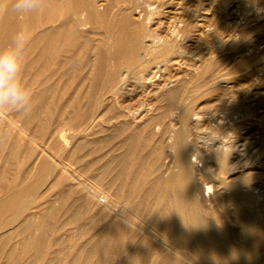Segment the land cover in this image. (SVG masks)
<instances>
[{"label":"rangeland","instance_id":"obj_1","mask_svg":"<svg viewBox=\"0 0 264 264\" xmlns=\"http://www.w3.org/2000/svg\"><path fill=\"white\" fill-rule=\"evenodd\" d=\"M99 1L98 8L102 13L95 18H89L88 21H85L83 24L77 25L78 27L75 26V31L77 30L79 32L76 31L70 35L66 34L69 28L68 26H70L69 23H65V25L60 23L58 25V20L55 22L52 20L55 17L62 18L64 14L63 11L67 9L74 10L78 17H84L87 11L84 9L87 8V0H43V7L39 12L23 15L15 13V18L12 17L15 19L13 21L10 18L13 15H9L11 11L7 10L10 7L11 0H0V7L5 9L4 11H0V51L5 50L10 45L13 38L20 30L24 29L27 31L29 39L23 54L20 79L31 94V107L37 104L34 108L30 107L31 111L21 112L22 114L18 111L4 110L7 116L16 119L17 125L24 126L27 133H34L32 135H35L34 139L37 145L31 143V141L27 140L25 137L20 138L17 136V133L13 128H10L5 120L0 122V174H4V177L0 175V182L4 179L3 184L2 182L0 183V197L9 191L20 190V195L12 205L0 211V235L5 233L3 238L0 236V250L2 251L6 250L8 247H13L16 253L21 252V241L26 234L25 232H17L18 225L21 222H26V220L30 223L37 222V216L44 206L48 204L56 206L58 204L56 203L57 201L54 200V194H56V191L60 192L68 188L69 186L67 185H71L72 181L58 175V173L60 174V170L57 162L65 161L66 159L63 158L68 156L67 160H70V162L68 161L70 163L69 169L73 171L77 168L76 164L73 163L74 160L71 159L73 156H69L71 147L75 149L73 155L82 156L80 161L83 163L80 162L81 165L91 163L90 167H85L86 171L83 172V170H85L84 167V169H80V171L83 172H80L82 174L80 175L81 179H84L87 175L96 174V172H98L96 169H98L102 162L108 159L110 160L111 156V160L112 158L114 159L120 156L126 157L124 158L127 159L124 161L127 164L125 166H128L126 169H129V166L132 165V163L130 164L129 162H134L131 168L136 177L137 194L133 196V211L138 218L136 217L133 220L137 225H144L145 227H157V225L160 224L161 230L164 231L165 225L163 224H165V222L158 219V215H160L161 211L166 212V209L168 211V207L170 206H167L168 200L165 198L167 196L164 192H162V196H164L163 194H165V196L161 198V192H159V190L161 191L162 188L159 187L161 186L162 179L165 180L164 177L167 176V173L173 165V150L170 148L169 142L172 141L175 132L183 128L184 131H182L185 133L186 138L184 145H187L186 147L189 145L190 148L188 147L187 149H189L192 154L190 155L189 152L191 156L190 159L197 163L194 164H196V166L198 165V168L202 170L201 172L203 174H201L202 176L197 175V182L200 183L197 184L199 189L197 198L199 202V214L203 217L202 219L205 220V224L211 227V229H216L219 233L223 232L228 240L232 236V241H229L232 245L234 243L236 247L239 245L238 247L242 248L249 242L248 245H251V247L254 242V245H259L258 242L264 240V234L259 232L255 233L256 231H254L253 227L256 225L255 222L264 221V204L263 202H255L256 198L258 200L256 192H264V0ZM140 5L142 8L146 9H142ZM115 6L117 9H115ZM123 7L124 9H120ZM126 10L127 12L129 11L128 14ZM105 13L108 16H106ZM118 14L121 18L124 14V18H129V20L133 19L137 22V25H140H138L139 27L149 28L155 35H158L163 40L171 39V41L173 40L175 43L174 53L170 51L166 54H155L154 56L152 54V56L149 55V58L147 55L144 58H148L147 60H149L145 62L149 64L145 67L147 68L145 72H148V70L151 71L148 77L153 83L148 81V77L138 82L139 72L141 71L140 65H138L139 62L135 58V61L132 63H138H136V65L133 64V66L130 63L132 67L130 70L132 72L130 71L131 74L130 72L127 74L125 85L128 86L126 88L129 90L127 89L121 102L119 100L121 107H117L118 105L113 101L112 92L111 95L110 90H106L109 88L106 86L104 80L105 77H107L104 73H109L110 68L112 69L111 71L114 69L117 70V68H115L116 62L113 60H111L113 61L111 63H107V61L104 62V60H106L105 50L108 48V45L106 46V44H108V41L106 42L108 33L104 31L111 16L112 21L116 22L120 19ZM138 14L141 15H139L141 18L138 17ZM8 15L9 17H7ZM136 15L137 18L135 20ZM146 16H148V18H146ZM73 17L74 16L71 18ZM8 18L11 21L7 22L9 20ZM14 21H16L15 24H13ZM68 21H70V19ZM97 21H99L98 24ZM103 21L107 22L104 24ZM94 24H96V26H94ZM11 25L15 26L12 27ZM63 25L65 26L64 28ZM55 27L56 29L59 28L56 30L59 31V33H54L53 37L59 35V39H57L58 37H55V40L53 37L52 39L50 36H43L36 42L35 39H37L39 33L44 32L43 30L45 29L50 30V28L55 30ZM85 29H88L89 32L85 31ZM60 31L62 33H60ZM8 34H10L11 37ZM65 34L68 35L67 38H65ZM5 35L8 36L4 37ZM45 38L47 40L50 39L48 41L51 43L54 40L53 44L50 43L48 46L49 42ZM68 38H72L71 41H68ZM62 39L66 41L63 42ZM33 40H35L36 44L32 42ZM146 40H148L147 37ZM101 41L104 42L102 43ZM45 43L49 51L50 49L52 50L50 51L51 53L48 50L46 51L48 48L45 45L43 46ZM40 45L42 48L38 49L37 47ZM93 47L96 49H93ZM86 49L87 51L90 50L87 52ZM177 51L179 54L177 53L176 55ZM41 52H43L42 54L44 55H42ZM102 52H104V54ZM37 53L38 55H42L39 56L40 59ZM95 53L96 57L94 56ZM99 53L101 56H105L103 57L105 59L98 55ZM140 53L141 51L139 49L138 55ZM45 54L46 56L51 54L50 56L52 57H46ZM160 55L162 56L160 57ZM43 57L46 58L44 59ZM88 57L91 59L89 58V60ZM43 59L44 62L47 59L46 64L41 62ZM69 59L71 63L68 62ZM101 60H103V65L107 66V64H109L108 67L110 68L107 67V71H105L106 67H103ZM92 62H95V65L92 64ZM97 63H101V70L104 69L105 71H101L104 75L102 73L99 74V77L101 76L102 79L97 78L100 82L95 78L98 75V73H95L98 72L96 69ZM48 64L51 66H48ZM52 66L54 68H52ZM74 66L77 69L74 68ZM119 67L124 68L122 64H119L118 68ZM70 70L72 71L70 72ZM153 70L154 74L152 72ZM68 71L71 75L73 74L72 77ZM92 72L93 75L90 76ZM61 74L62 77H59ZM136 74L138 75L136 76ZM78 77H80V79ZM136 77L138 79H136ZM143 82V86H140ZM89 83L91 84L90 86L95 83L98 88L95 87L96 85L94 84L95 86L93 85V87L95 91H93L94 89L93 87H89ZM129 83H132L134 86ZM145 84L147 87H145ZM103 85L105 86L103 87ZM172 88L175 90H172ZM83 89L88 91L86 92ZM172 91L176 92L172 93ZM85 92L86 94L88 93L89 97L86 96ZM91 93L92 95L94 94V97ZM167 93H170V95ZM37 94L39 95L37 96ZM98 94H100V97ZM80 96H84L87 101H85L84 97L81 98ZM95 97L97 99H95ZM80 98L82 99L81 101ZM110 99L111 101H109ZM69 100L71 101L68 102ZM74 101L75 103L79 102L77 103L78 105H76ZM67 103L68 105L66 106ZM113 103L116 104V108L112 106L114 110L110 109L111 106H109L114 105ZM99 104L102 105L98 106ZM39 105L40 107H37ZM122 108L125 110L124 112ZM184 108L185 111L188 110L185 112ZM120 110L122 111V115L119 114L120 116L118 117V112H121ZM183 112L186 114H182ZM190 113H192V115ZM33 114L35 115L33 116ZM16 115L19 116L16 117ZM29 115H32L33 118L31 119L32 116L30 117ZM185 115L186 117H183ZM24 116H27L28 121L30 118V121L28 122ZM51 129L52 131L61 130L57 132H61L60 134L66 137L65 140L68 143V147L71 145L69 147L70 150L68 149L69 151H61L58 146L57 137L54 138L57 132H52ZM50 132H52L54 136ZM49 133L52 136H50ZM72 133L73 135H77L78 133L77 136L75 135L76 138L78 137V142L76 138L72 139L68 136V134L72 135ZM73 141L77 143L75 144ZM79 146L80 148L82 146L81 151ZM165 147L167 148L164 149ZM223 147L226 150H224ZM161 149H164V152ZM76 151H79L77 152L78 154ZM7 152L9 154H7ZM61 152L63 153L61 154ZM160 154L163 155V157H161ZM158 155L160 156L159 158H157ZM165 155L166 158L164 157ZM101 157L104 158L102 159ZM169 160L171 163H169ZM90 161H93V163ZM51 162H53V164H51ZM41 163L44 165H41ZM49 163L52 166H50ZM153 164H156V166ZM149 166L153 167L149 168ZM45 167L46 169L47 167L48 169L51 168L49 169L50 171L46 170ZM55 167V171L57 170V172L52 175ZM92 167L94 170H92ZM149 169L150 171H148ZM2 171L5 172L3 173ZM45 176H47V179ZM45 180L48 182H44ZM59 180H62V182ZM137 180L139 181L137 182ZM67 181L70 182V184ZM55 183L57 184L55 185ZM233 184L234 187L235 185L236 188L238 187L237 189L239 191L242 193L244 192L243 194H245L246 200L244 199L245 201L243 200V203V198L237 199L240 201H235V203L234 199H230L233 197L229 189L232 190ZM138 185L140 189L137 188ZM224 185L232 186L231 188L227 186V188H229L227 189ZM137 189H139V191ZM245 191L247 194L251 193L252 196L250 197V195H247ZM253 195H255V197ZM124 198H126L124 195L119 194V200L121 199L123 201L125 200ZM156 198L159 200H156ZM248 199L255 200L251 203ZM158 201L159 203H157ZM160 201L161 204L163 203L162 205ZM230 201L234 205L231 204ZM236 202L239 207L242 206V208L240 207L241 209L235 206ZM137 204L139 207L136 206ZM233 207L237 210L239 209L237 212L242 211L241 213L244 215V218H246L244 219L245 221H242V224L247 222V225L243 224V226L240 224L241 222H239L237 216H235V214H237L235 213L236 209L234 210ZM250 208H253V211L252 209L250 210ZM259 214H262L263 217L260 216L262 217L260 218ZM233 216L234 220H232ZM251 216L252 219H250ZM235 217L237 219H235ZM256 218L259 221H257ZM11 220H13V222L10 225ZM150 222H154L153 225ZM253 223L254 226L252 227ZM58 224V220L51 218L49 225L45 227L44 233L46 235L44 234V244L47 246L43 248L42 254L46 255L45 257H49L54 255L56 251L61 250V254L66 255V258L61 260L58 264H82L81 262L72 261L70 257L78 250L81 244L90 237V234H92L90 233L92 230L88 229L90 225H87V230L85 228L87 231L85 234L84 229L83 231H80V228L73 230L72 228L74 227L72 224H65L59 232H56L54 228L58 226ZM247 228H250L248 230L250 233L245 232ZM34 231L35 230L32 232L34 234L33 236H38V234H40V231L36 230L39 233ZM245 236L248 237L246 238ZM54 238L58 241L55 242ZM248 238L251 239L249 240ZM246 240L249 242L246 243ZM114 244L115 245H113V242L110 243L106 248V252L94 255L91 258L92 262H99L100 264L178 263L176 259L169 254L166 255L171 259L165 255L154 257L150 245L146 241H142L141 238L132 231L126 233L121 245ZM262 245L259 246L260 249L255 251L256 254L253 253L250 255L251 258L249 257L246 259L244 262L245 264H249L253 261L254 264H257L256 259L264 255V245ZM189 249V247L188 251L187 248L184 249L187 251V256L192 255ZM163 257L168 260L162 263ZM2 260L3 259H0V262ZM178 261L179 264H181V260ZM214 261L216 263L218 260L215 258ZM56 262L58 261L56 260ZM218 262L216 264H218ZM223 262L224 261H221L219 264H223ZM224 264L229 263L227 261Z\"/></svg>","mask_w":264,"mask_h":264},{"label":"bare ground","instance_id":"obj_2","mask_svg":"<svg viewBox=\"0 0 264 264\" xmlns=\"http://www.w3.org/2000/svg\"><path fill=\"white\" fill-rule=\"evenodd\" d=\"M67 1H70V0H67ZM80 2V1H79ZM98 2H100L99 0H87V8H84L86 9V15L83 17H78L76 12L72 9H67L66 11H63L64 14L62 16V18H58V17H55L52 21H56L58 20L59 23H57L58 25L61 23V24H64L65 23H69L70 26H68L69 28L67 29V33L66 34H73L75 33V26L78 27L77 25L79 24H83L85 21H88L89 18H95L96 16H99L102 12L99 10L98 8ZM70 3V2H69ZM80 4V3H79ZM113 4V3H112ZM148 5V4H147ZM146 5V6H147ZM65 6V5H64ZM128 6V4H127ZM139 6V5H138ZM141 6V5H140ZM67 7V6H66ZM81 7V5H80ZM134 7V6H132ZM144 7V6H143ZM108 8V7H107ZM126 8V6H125ZM131 8V7H130ZM142 8V6H141ZM151 8V7H150ZM80 9V8H79ZM114 9V8H113ZM115 9H117V7L115 6ZM114 9V10H115ZM120 9H124L123 8H120ZM132 9V8H131ZM142 9H146V8H142ZM141 9V10H142ZM119 11V10H118ZM135 11V10H134ZM143 11V10H142ZM112 12V11H110ZM114 12V11H113ZM120 12V11H119ZM129 12V11H128ZM127 10H126V13L128 14ZM107 13V12H106ZM105 13V14H106ZM125 13V12H124ZM139 13V12H138ZM143 13V12H142ZM141 13V14H142ZM110 14V13H108ZM115 14V13H113ZM150 14V12H149ZM147 14V15H149ZM152 14V13H151ZM9 15H13L11 16V20H15L13 19L12 17L15 16V13H10ZM9 15L7 17H9ZM119 15V14H118ZM134 15V14H133ZM140 14H138V17ZM72 16H74L73 18H71ZM103 16V15H102ZM106 16H108L106 14ZM111 16V15H110ZM120 16V15H119ZM70 17V18H69ZM105 17V16H104ZM104 17H103V20H104ZM126 17V16H125ZM134 17V16H133ZM15 18V17H14ZM108 18V17H107ZM112 18V16H111ZM111 18H109V22L107 21H103L104 24L107 22L106 24V29L104 32L108 33V36H107V40L106 42L108 41V44H106V46L108 47L106 50H105V56H101L100 53L98 55H100L102 58L105 57L106 60H104V62L107 61L108 62H116V66L113 71H111L112 69L110 67H108L109 64H107V66L103 65V60H101L102 62V65L103 67H106L105 68V71H107V67L110 68L109 70V73H104L106 74L105 76V82H106V86L109 88V89H106V90H110V94L112 92L113 94V101L118 105L117 107H121V100L122 98L124 97V95L126 94V91L128 88V86H125L126 85V77H127V74H129V72L131 71L130 68L132 69V67L130 66V63L133 64L132 62H134L135 58L137 59V61L139 62H135L134 65H136V63H138V65H140V72H139V81L138 82H141V80H145L148 76H150V72L148 70V72H145L147 71L145 68L147 66L148 63H145L149 60H147L149 58V55L153 56L156 54H166L168 52H172L173 50H175L174 46H175V43L173 42V40L171 41V39H165L163 40L161 37H159L158 35H155L149 28H142L139 27L136 23V21H134L133 19L129 20V18H124V14L121 18L120 16V19L118 21H112ZM137 18V15L135 17V20ZM141 18V17H140ZM146 18H148V16H146ZM9 19V18H8ZM70 19V21H68ZM6 20V19H5ZM10 19L7 21H11ZM107 20V19H105ZM117 20V19H116ZM139 21V20H138ZM16 21H14L13 24H15ZM99 21H97V24H98ZM102 22V20H101ZM134 22V23H133ZM11 23V24H12ZM90 23V22H89ZM92 23V21H91ZM95 23V22H94ZM140 23V22H139ZM17 24V23H16ZM103 24V23H102ZM146 24V23H145ZM9 25V24H8ZM56 25V24H55ZM63 25V28L65 27ZM86 25V24H84ZM83 25V27H84ZM88 25V24H87ZM108 25V26H107ZM142 25V24H141ZM12 27L15 26V25H11ZM61 26V25H60ZM82 26V25H81ZM80 26V27H81ZM94 26H96V24H94ZM105 26V25H104ZM168 26V25H167ZM58 27V26H56ZM56 27L54 28L55 30H52L50 28V30L48 29H45L43 30L44 32H41L38 34L37 36V39L36 42L38 41V39H41L43 36H50L51 38L53 37L54 33H59V31H56L58 29H56ZM62 27V26H61ZM101 29V28H100ZM104 29V27H103ZM178 29V28H177ZM41 30V31H42ZM62 30V29H60ZM81 30V29H80ZM85 31H88V29ZM93 31V30H92ZM79 32V31H77ZM82 32V31H81ZM89 32V31H88ZM87 32V33H88ZM60 33H62L60 31ZM106 33H105V36H106ZM173 33V32H172ZM174 33H175V30H174ZM65 34V35H66ZM10 36V34H8ZM8 35H5L4 37L8 36ZM80 35V34H78ZM174 35V34H173ZM59 36V35H58ZM55 35V37H58ZM68 35L65 36V38H67ZM76 36V35H74ZM11 37V36H10ZM9 37V38H10ZM49 37V38H50ZM53 37V38H55ZM70 37V36H69ZM73 37V35H72ZM77 37V36H76ZM146 37L148 38V40H146ZM173 37V36H172ZM52 38V39H53ZM75 38V37H74ZM106 38V37H104ZM177 38V37H175ZM46 39V38H45ZM59 39V37L57 38ZM69 39V38H68ZM72 38H70L68 41H71ZM35 40H33L32 42H35ZM47 40V39H46ZM45 40V41H46ZM50 40V39H48ZM47 40V41H48ZM56 40V38H55ZM87 40V39H86ZM7 41V40H6ZM11 41V40H10ZM62 41H66V40H63ZM61 41V43H62ZM88 41V40H87ZM35 42V44H36ZM40 42V40H39ZM49 42V41H48ZM54 42V40H53ZM53 42H49L48 46L51 44H53ZM89 42V41H88ZM99 42V41H98ZM102 42V41H101ZM104 42V41H103ZM102 42V43H103ZM42 43V42H41ZM44 43V42H43ZM100 43V42H99ZM40 44V43H38ZM64 44V43H63ZM101 44V43H100ZM105 44V43H104ZM103 44V45H104ZM31 45V44H30ZM46 46V43L43 44V46ZM84 45V44H83ZM89 45V44H88ZM87 45V46H88ZM37 46V45H36ZM53 46V45H52ZM51 46V48H52ZM86 46V44H85ZM92 46V45H91ZM98 46V45H97ZM105 46V47H106ZM34 47V45H33ZM47 47V46H46ZM45 47V48H46ZM96 47V45H95ZM93 47V49L95 48ZM103 47V46H101ZM36 48V47H35ZM38 49L39 48H42L41 45L37 47ZM43 48V49H45ZM48 48V47H47ZM89 48V47H87ZM91 48V47H90ZM104 48V47H103ZM96 49V48H95ZM101 49V48H100ZM141 51V53L138 55V51ZM41 50V49H40ZM39 50V51H40ZM49 51V48L46 49V51ZM82 50V49H81ZM90 50V49H89ZM88 50V51H89ZM99 50V48H98ZM178 50V49H177ZM42 51V50H41ZM50 51H52L50 49ZM49 51V52H50ZM84 52L86 51L83 50ZM87 51V52H88ZM101 51V50H100ZM86 52V53H87ZM96 52V51H95ZM175 51H173L174 53ZM43 52H41L42 54ZM45 53V52H44ZM47 53V52H46ZM51 53V52H50ZM53 53V52H52ZM104 54V52H102ZM178 51L176 52V55H177ZM179 54V53H178ZM38 55V53H37ZM44 55V54H42ZM42 55H38L39 56H42ZM49 55V54H48ZM51 55V54H50ZM45 56L46 57H52V56ZM96 55V53L94 54V56ZM148 55V58L147 59H144L146 56ZM87 56V55H85ZM92 56V55H91ZM93 56V57H94ZM99 56V57H100ZM137 56V57H136ZM150 56V57H151ZM162 55H160L161 57ZM36 57V55H35ZM45 57V58H46ZM71 57V56H70ZM92 57V59H93ZM96 57V56H95ZM44 58V57H43ZM44 58V59H45ZM90 57H88L89 59ZM98 58V57H97ZM103 58V59H105ZM153 58V57H152ZM159 58V57H158ZM40 59V57H39ZM44 59L43 61V64H46V59L45 62H44ZM65 59V58H64ZM67 59V58H66ZM71 59V58H70ZM70 59L68 62H70ZM85 59V58H84ZM87 59V60H88ZM91 59V58H90ZM89 59V60H90ZM101 59V58H100ZM99 59V60H100ZM139 59V60H138ZM154 59V58H153ZM38 60V59H37ZM113 60V61H111ZM146 60V61H145ZM166 60V59H165ZM65 61V60H64ZM63 61V63H65ZM94 61V60H93ZM97 61V60H96ZM95 61V62H96ZM53 62V61H52ZM83 62V61H82ZM95 62L92 64L95 65ZM31 63V62H30ZM49 63V62H48ZM62 63V64H63ZM71 63V62H70ZM99 63V61H98ZM97 63V64H98ZM124 63V64H123ZM152 63V62H151ZM55 64V63H54ZM58 64V62H57ZM56 64V66H57ZM91 64V65H92ZM101 64V63H100ZM98 65L96 66L97 68V71L98 72H95L96 74L98 73L97 77H95L96 79L98 78H101V76L99 77V74L102 73L101 71H104L101 70V65ZM106 64V63H105ZM119 64H122L124 66V68H121L119 66ZM50 64H48L49 66ZM53 65V63H52ZM66 65V63H65ZM80 65V64H79ZM88 65V64H87ZM149 65V64H148ZM51 66V65H50ZM86 66V65H85ZM89 66V65H88ZM111 66V65H110ZM64 67V66H63ZM81 67H82V64H81ZM80 67V68H81ZM156 67V66H154ZM52 68H54L52 66ZM51 68V69H52ZM72 68V67H71ZM74 68H76L74 66ZM83 68H84V65H83ZM114 68V67H113ZM136 68H139V67H136ZM135 68V69H136ZM152 68V67H151ZM56 69V67H55ZM77 69V68H76ZM73 70V69H72ZM70 70V72L72 71ZM75 71V70H74ZM104 71V72H105ZM124 71V72H122ZM55 72V70H54ZM57 72V71H56ZM62 72V71H61ZM60 72V73H61ZM69 72V71H68ZM67 72V74H68ZM69 72V74H70ZM76 72V71H75ZM132 72V71H131ZM130 72V74H131ZM153 74H154V70L152 71ZM53 73V72H52ZM59 73V75H60ZM88 73V72H87ZM66 74V73H64ZM103 74V73H102ZM103 74V75H104ZM126 74V75H125ZM152 74V73H151ZM71 75V74H70ZM73 75V74H72ZM71 75V77H72ZM93 75V72L92 74H90V76ZM95 75V74H94ZM138 74H136L137 76ZM77 76H80V75H77ZM59 77H62V74L61 76ZM86 77V76H85ZM83 77V78H85ZM131 77V76H130ZM80 79V77H78ZM91 78V77H90ZM94 78V77H93ZM94 78V79H95ZM134 78H135V75H134ZM149 78V77H148ZM65 79V78H64ZM68 79V77H67ZM97 79V80H98ZM102 79V78H101ZM136 79H138L136 77ZM83 80V79H81ZM93 80V79H92ZM91 80V82H92ZM128 80V79H127ZM134 80V79H132ZM155 80V79H154ZM153 80V81H154ZM44 81V80H43ZM137 81V80H136ZM149 82H152V80L149 78L148 80ZM147 81V82H148ZM156 81V80H155ZM158 81V80H157ZM82 82V81H81ZM98 82H100L98 80ZM137 82V83H138ZM135 83V82H133ZM153 83V82H152ZM157 83V82H156ZM215 83V82H214ZM95 83H93L94 85ZM97 84V82H96ZM95 84V85H96ZM130 85L132 83H129ZM127 84V85H129ZM144 82L142 84H140V86H143ZM147 84V83H146ZM145 84V87H147ZM89 87H93L90 86L91 84L89 83L88 84ZM94 85V86H95ZM139 85V83H138ZM153 85V84H152ZM214 85V84H213ZM105 85H103L104 87ZM132 86H134L132 84ZM139 86V87H140ZM95 87L98 88V86L96 85ZM102 87V88H103ZM49 88V87H48ZM141 88V87H140ZM93 91H95V88L93 87ZM112 89V91H111ZM84 90V89H83ZM82 90V91H83ZM105 90V89H104ZM129 90V89H128ZM171 90V89H170ZM172 90H175L174 88H172ZM84 91H88V90H84ZM92 92V90H90ZM89 91V92H90ZM204 91V90H203ZM85 92V94H86ZM109 92V91H108ZM176 91H172V93H174ZM94 93V92H92ZM91 93V95H92ZM84 94V92H83ZM109 94V95H110ZM111 94V95H112ZM170 95V93H167ZM195 94V93H194ZM192 94V95H194ZM39 94H37L38 96ZM82 95V94H81ZM99 97H100V94H98ZM97 95V96H98ZM102 95V93H101ZM108 95V96H109ZM130 95V94H129ZM168 95V96H169ZM87 97L88 96V93L86 94ZM94 97V94L92 95ZM90 96V97H92ZM81 97V96H80ZM84 97V96H83ZM81 97V98H83ZM80 98V101L82 100ZM121 98V99H120ZM182 98V97H181ZM36 99V98H35ZM85 99V97H84ZM91 99V98H90ZM95 99H97L95 97ZM103 99V98H102ZM89 100V98H88ZM120 100V102H119ZM182 100V99H181ZM35 101V100H33ZM71 100H69L68 102H70ZM85 101H87L85 99ZM111 101V99L109 100ZM100 102V101H99ZM123 102V101H122ZM186 102V101H185ZM37 103V102H36ZM40 103V102H39ZM75 103V101H74ZM79 103V102H77ZM77 103H75L76 105H78ZM94 103V102H93ZM96 103L98 104L97 100H96ZM102 103V101H101ZM111 103V102H110ZM113 103L114 105H109L111 106L110 109H112L113 107L112 106H115L114 108H116V104ZM242 103V102H241ZM43 104V103H42ZM64 104V103H63ZM72 104V103H71ZM82 104V103H81ZM35 105L37 104H34V107ZM68 105V103L66 104V106ZM102 104H99L98 106H100ZM81 106V105H80ZM184 106V105H183ZM33 106L31 108H34ZM37 107H40L37 106ZM94 107V106H93ZM92 107V108H93ZM97 107V106H95ZM78 108V107H77ZM76 108V109H77ZM80 108V107H79ZM179 108V107H178ZM101 109V108H100ZM119 109V108H118ZM121 109V108H120ZM181 109V108H180ZM92 110V109H91ZM90 110V111H91ZM114 110V109H112ZM110 110V111H112ZM116 110V109H115ZM188 110V109H187ZM186 110V111H187ZM31 111V109H30ZM121 111V110H120ZM122 111L124 112L125 110H123L122 108ZM122 111L121 112H118V117L120 116L119 114L122 115ZM184 111H185V108H184ZM185 111V112H186ZM192 111V109H191ZM77 112V111H76ZM115 112V111H113ZM112 112V113H113ZM117 112V111H116ZM182 112V111H181ZM189 112V111H188ZM21 113V112H20ZM30 113V112H29ZM79 113V112H78ZM92 113V112H91ZM90 113V115H91ZM127 113V112H125ZM22 114V113H21ZM28 114V113H27ZM32 114V113H30ZM116 114V113H115ZM128 114V113H127ZM182 114H186V113H182ZM192 115V113H190ZM189 114V115H190ZM195 114V113H193ZM25 115V114H24ZM35 114H33L34 116ZM75 115V114H74ZM117 115V114H116ZM125 115V114H123ZM15 116V115H14ZM19 116V115H16V117ZM30 116V115H29ZM32 116V115H31ZM30 116V117H31ZM33 116L31 117V119L33 118ZM79 116V115H78ZM113 116V115H112ZM127 116V115H126ZM115 117V116H113ZM154 117V116H153ZM183 117H186L183 116ZM223 117V116H222ZM19 118V117H18ZM24 118L27 119V116H24ZM146 118V117H145ZM161 118V117H160ZM126 119V118H125ZM182 119V118H181ZM6 121L10 128H13L14 131L17 133V136H19L20 138H26L27 140L31 141V143H34L35 144V139H34V136L30 133H27L25 131V127L22 126V125H17L16 124V119L14 117H9L5 114L4 110L0 111V122H3V121ZM150 120V119H149ZM183 120V119H182ZM28 121V119H27ZM29 121H30V118H29ZM28 121V122H29ZM26 122V120H25ZM135 122V121H134ZM221 122V121H219ZM119 123V122H118ZM132 123V122H131ZM101 124V123H100ZM212 125V124H211ZM210 125V126H211ZM115 127V126H113ZM213 127V126H212ZM8 128V127H7ZM54 128V127H53ZM120 128V127H119ZM155 128V127H154ZM50 129V128H49ZM55 129V128H54ZM84 129V128H83ZM116 129V128H115ZM48 130V129H47ZM59 130V129H58ZM57 130V131H58ZM184 131V128L182 129ZM182 130H179L177 132H175L174 134V137L172 139L171 142H169V146L170 148L173 150V155H172V168L169 170V172L167 173V176H165V180L162 179L161 181V186L159 188H162L161 191L159 190V192H161V198L165 196L167 200H168V204L167 206H170L168 207L169 210L167 211L166 209V212H162L160 213V215H158V219H161L165 222V230H161L160 228V224H157L159 225V228H158V225L157 227L155 226H147L145 227L144 225H137L133 219H135L137 217L136 213L133 211L134 209V205H133V196L136 193V177H135V174H133V169L131 168L133 163L134 162H129L130 164L132 163V165H130L129 169H126V167L128 168V166H125L127 165L126 162H124L125 160L127 159H124L126 157H122L120 155V157H116V158H112L111 160V157H110V160H106L104 162H102V164L98 167V172H96V174H90V175H87L84 177V179H81L80 178V175H82L81 173H83L84 171H86V168L90 167L91 166V163H93V161H90L89 163L90 164H82L80 161L82 158V156H79V155H73L74 152H75V149H73L72 147L70 148L71 151H70V155L69 156H73V163L76 164L77 168L73 171H71L69 169V162L70 160H67V157L66 158H63V159H66L65 161H62V162H57L58 163V166H59V170H60V174L58 173V175H60L61 177H63L64 179H69L70 181H72L71 185H67L69 186L68 188L58 192L56 191V194H54V200L57 201L56 203H58L56 206L52 205V204H48L46 206L43 207V209L40 211L39 215L37 216L38 217V221L35 222V223H30V222H21L18 227H17V232L18 233H23L25 232V236L24 238L22 239L21 241V252H17L16 253V250L13 248V247H8L6 248V250H0V259H3L0 264H58L59 262H61V260H63L64 258H66V255H63L61 254L62 252H60L59 250L55 252L54 255L52 256H49V257H45L46 255L42 254L43 253V248H45L47 245H45L44 243V232H45V227H47L49 225V221L51 218H54L56 220L59 221V224L58 226H55L54 230L56 232H59L62 227L65 225V224H72L74 228H72L73 230H77L78 228H80V231L83 229L87 230V225L89 226L88 229H91L92 234H90V237L83 243L81 244V246L78 248V250L76 252H74L70 259L72 261H77V262H81L82 264H100L99 262H92V257L94 255H97V254H102L104 252H106V248L109 246L110 243L113 242V245H115L114 243L118 244V245H121V242L124 241V237L126 236V233L127 232H134L137 236H139L141 238L142 241H146L149 245H150V248H151V251H152V254L154 255V257L156 256H162V255H165L166 257L168 255L166 254H169L170 256H172L174 259H176V261L178 263H175V264H179V261L178 260H181V264H216L218 261H224V263H226L228 261L229 264H245L244 262L246 261V259H248L249 257L251 258L250 255H252L253 253H255V251H257L258 249H260V245H264V240L261 241V242H258L259 245L255 244L254 242V246L252 245H248L250 242L246 240V243L249 242L247 245L245 244L244 247H241L242 248H239L238 246H234V243L232 245V243L230 241H232L231 239L233 238L231 236V238L228 240V238H226V236L222 233H219V231L217 232L216 229L214 230L211 229V227H209L208 225L205 224V220H203L200 216V212H199V205H198V192H199V189H198V186L197 184H200L199 182H197V175H200L202 176V170L200 168H198V165L196 166V162H193L190 158L192 155L191 152L189 151V149H187L189 147H186L187 145H184V142H185V133L182 131ZM52 131V129H51ZM55 130H53L52 132H54ZM55 131V132H57ZM61 131V130H59ZM182 131V132H181ZM48 132V131H47ZM52 132H50L52 134ZM78 132V131H77ZM49 133L50 136H52L51 134ZM61 133V132H60ZM59 132L56 133V136L57 137V142H58V146L60 147L61 151H66L69 149V146L68 147V143L67 141L65 140L66 137L63 136V134L61 135ZM55 134V133H54ZM76 135V134H75ZM75 135H72L68 134V136L72 139L76 138ZM78 135V133H77ZM76 135V136H77ZM210 135V134H209ZM74 136V137H73ZM211 136V135H210ZM111 137V136H110ZM78 138V137H77ZM77 138H76V141H77ZM105 140V139H104ZM192 140V139H191ZM72 141V140H71ZM28 142V141H27ZM74 142V141H73ZM78 142V141H77ZM76 142V143H77ZM114 142V141H113ZM129 142V141H128ZM75 143V142H74ZM75 143V144H76ZM121 144V143H120ZM37 145V143L35 144ZM205 145V144H204ZM39 146V144H38ZM168 146V145H167ZM209 146V145H207ZM43 147V146H42ZM192 147V145H191ZM194 147V146H193ZM200 147V146H199ZM167 147H165L164 149H166ZM190 148V147H189ZM229 148V147H228ZM59 149V151H60ZM69 149V150H70ZM79 149L81 151L82 149V146L80 148L79 146ZM78 149V150H79ZM89 149V148H88ZM164 149L162 150L164 152ZM193 149V148H192ZM224 149V147H223ZM68 150V151H69ZM226 150V149H224ZM231 150V149H229ZM79 152V151H76V153ZM162 152V153H163ZM167 152V151H166ZM165 152V153H166ZM169 152V150H168ZM167 152V153H168ZM189 152H190V155H189ZM223 152H226V151H223ZM60 153V152H59ZM63 152H61L62 154ZM113 153V152H112ZM161 153V152H160ZM170 153V152H169ZM7 154H9L7 152ZM78 154V153H77ZM126 154V153H125ZM124 154V155H125ZM108 155V154H107ZM161 155V154H160ZM167 155V154H166ZM166 155L164 156L166 158ZM58 156V154H57ZM56 156V157H57ZM62 156V155H61ZM105 156V155H103ZM117 156V155H115ZM171 156V155H169ZM168 156V157H169ZM107 157V156H106ZM160 156L158 155L157 158H159ZM161 157H163V155H161ZM61 158V159H62ZM100 158V157H99ZM98 158V159H99ZM102 158V157H101ZM104 158V157H103ZM102 158V159H103ZM97 159V158H96ZM132 159V158H131ZM59 160V159H58ZM156 160V158H155ZM162 160V159H161ZM69 161V162H68ZM101 161V160H100ZM137 161V160H136ZM158 161V159H157ZM95 162V161H94ZM56 163V164H57ZM83 163V162H82ZM98 163V162H97ZM128 163V162H127ZM128 163V164H129ZM137 163V162H136ZM155 163H159V162H155ZM162 163V162H160ZM169 163L170 160H169ZM196 163V164H194ZM50 164V163H49ZM48 164V165H49ZM51 164H53V162H51ZM50 164V166H52ZM163 164V163H162ZM161 164V165H162ZM199 164V163H198ZM5 165V164H4ZM41 165H44L41 163ZM40 165V166H41ZM74 165V164H73ZM137 165V164H135ZM139 165V164H138ZM154 165V164H153ZM160 165V164H159ZM55 166V165H54ZM156 166V164L154 165ZM83 172L80 171V169H84ZM138 167V166H137ZM153 167V166H152ZM149 166V168H152ZM161 167V166H160ZM3 168V167H2ZM1 168V170H2ZM93 168V167H92ZM159 168V167H158ZM46 169V167H45ZM51 169V168H49ZM48 167L46 170H49ZM56 167L54 168V172H52V175L55 174V172H57V170L55 171ZM136 169V168H135ZM155 169V168H154ZM157 169V167H156ZM94 170V168L92 169ZM91 170V171H92ZM95 170V171H96ZM153 170V169H152ZM50 171V170H49ZM90 171V170H89ZM150 171V169L148 170ZM3 173L5 171H2ZM43 172V171H42ZM59 172V171H58ZM81 172V173H80ZM135 172V171H134ZM138 172V171H137ZM136 172V173H137ZM146 172V171H145ZM200 172V173H199ZM1 173V172H0ZM44 174V173H43ZM145 174V173H144ZM148 174V172H147ZM202 174V175H201ZM1 175V174H0ZM46 175V174H45ZM47 175L49 176V174L47 173ZM85 175V173H84ZM138 175V174H137ZM143 175V173H142ZM146 175V174H145ZM144 175V176H145ZM4 177V174L1 175ZM55 176V175H54ZM57 176V175H56ZM43 177V176H42ZM41 177V178H42ZM47 176H45L46 178ZM139 177V175H138ZM205 177V176H204ZM44 178V179H45ZM57 178V177H56ZM142 178V177H141ZM146 178V177H145ZM160 178V177H159ZM158 178V179H159ZM2 179V177H1ZM47 179V178H46ZM143 179V178H142ZM104 180V181H103ZM4 181V179H3ZM3 181L2 184H3ZM60 181V180H59ZM64 181V180H63ZM103 181V182H101ZM139 180H137L138 182ZM222 181V180H221ZM0 182V183H1ZM44 182H48V181H44ZM62 182V180L60 181ZM68 182V181H67ZM70 184V182H68ZM157 183V182H156ZM1 184V186H2ZM47 184V183H46ZM57 183H55L56 185ZM139 184V183H138ZM223 184V182H222ZM226 184V183H225ZM61 185V183H60ZM230 185V183H229ZM227 185V186H229ZM66 186V187H67ZM154 186V185H153ZM159 186V185H158ZM226 186V185H224ZM227 186L225 188H227ZM232 186V185H231ZM231 186H229L231 188ZM156 187V186H154ZM209 187V186H208ZM140 189V186L138 185V187ZM157 188V187H156ZM158 188V189H159ZM234 188V189H233ZM238 188V187H237ZM236 188V185L234 187V184L232 186V190H230L229 188V191L232 192V197L233 198H230L231 200L234 199V203L235 201H240V200H237V199H240V198H243L242 199V203H243V200L245 199L246 200V196L245 194H243L241 191H239L238 189ZM63 189V188H62ZM139 189H137L139 191ZM209 189V188H208ZM210 190V189H209ZM38 191V190H37ZM206 191V190H205ZM228 191V192H229ZM58 192V193H57ZM158 192V193H159ZM162 192H164L165 194H163L164 196H162ZM207 192V191H206ZM4 193V192H3ZM246 193V191H245ZM258 191L256 192V195L258 196V200L256 198L255 202L258 201L260 203L263 202L264 204V195L263 193H258ZM119 194L121 195H124L126 198H124L125 200H119L118 199V196ZM209 194V193H208ZM247 194V193H246ZM262 194V195H261ZM20 195V190H12V191H9L8 193H5L4 195H2V197H0V211H3L4 208H7L9 206L12 205V203L18 198V196ZM229 195V197H230ZM247 195H250V197L252 196L251 193L247 194ZM255 197V195H253ZM121 197V196H120ZM30 198V197H29ZM159 198H160V194H159ZM160 198V200H161ZM136 199V198H135ZM229 199V200H230ZM26 200V199H25ZM24 200V201H25ZM31 200V199H30ZM29 200V201H30ZM138 200V199H137ZM136 200V201H137ZM156 200H159L156 198ZM244 200V201H245ZM249 200V199H248ZM247 200V201H248ZM254 200H249L251 203L252 201ZM261 200V201H260ZM163 201V200H162ZM18 202V201H17ZM164 202V201H163ZM233 202V201H232ZM20 203V202H19ZM137 203V202H136ZM156 203V202H155ZM159 203V201L157 202ZM231 203V201H230ZM240 203V202H239ZM250 203V204H251ZM259 203V204H260ZM160 204H161V201H160ZM163 204V203H162ZM161 204V205H162ZM233 204V203H231ZM245 204V203H244ZM159 205V204H157ZM166 205V204H164ZM234 205V204H233ZM241 205V204H239ZM247 205V204H246ZM254 205V204H253ZM252 205V207H253ZM138 206V204L136 205ZM235 206L237 207V202L235 204ZM249 206V204H248ZM256 206V205H255ZM259 206V205H258ZM139 207V206H138ZM137 207V208H138ZM242 208V206H240ZM238 206V208H240ZM246 207V206H245ZM250 207V206H249ZM248 207V208H249ZM234 210L236 209L235 207H233ZM240 208V209H241ZM247 208V207H246ZM256 208V207H255ZM252 209L253 211V208H250V210ZM263 209V207H262ZM137 210V209H136ZM233 210V209H232ZM233 210V211H234ZM239 210V209H238ZM236 209V212L237 214H235V216H237L238 218V221L241 222L240 224H242V221H245L244 219V215ZM260 210V209H259ZM232 211V212H233ZM258 211V210H257ZM245 212V211H243ZM248 212V211H247ZM246 212V213H247ZM262 212V210H261ZM259 212V213H261ZM264 212V211H263ZM21 213V212H20ZM251 213V212H250ZM254 213H258V212H254ZM139 215V214H138ZM252 215V214H251ZM14 216V215H13ZM248 216V215H247ZM262 216V214L260 215L259 214V217ZM16 217V216H15ZM14 217V218H15ZM33 217V216H32ZM36 217V218H37ZM153 217V216H151ZM155 217V216H154ZM263 217V216H262ZM260 217V218H262ZM13 218V217H12ZM11 218V219H12ZM61 218V219H60ZM138 218V217H137ZM235 217V219H237ZM258 218V216H257ZM256 218V220H257ZM259 218V219H260ZM63 219V220H62ZM151 219V218H150ZM252 219V216L251 218ZM16 220V219H15ZM14 220V222H15ZM153 220V219H152ZM232 220H234V216L232 218ZM248 220V219H247ZM264 220V219H263ZM29 221V219H28ZM141 221V220H140ZM157 221V220H156ZM249 221V220H248ZM251 221V220H250ZM259 221V220H257ZM13 220H11L10 222V225L12 224ZM252 222V221H251ZM151 223V222H150ZM154 223V222H153ZM153 223H151L153 225ZM207 223V222H206ZM238 223V222H237ZM247 222H245L244 225H247L246 224ZM9 224V223H8ZM140 224V223H139ZM242 224V225H243ZM249 224V223H248ZM255 226H254V223L252 224V227L254 229V231H256L255 233L259 232L261 234H264V221H259V222H255ZM6 225V224H5ZM5 225H3L4 227H6ZM243 225V226H244ZM251 225V224H250ZM249 225V226H250ZM162 226V225H161ZM3 227V228H4ZM51 227V226H50ZM163 227V226H162ZM242 227V226H241ZM246 227V226H245ZM251 227V226H250ZM2 228V229H3ZM164 229V228H163ZM250 229V228H249ZM247 228V233H250L248 232L249 230ZM4 230V229H3ZM33 230H35L34 232H37L36 230L40 231V234H38V236H33L34 234L32 233ZM85 230V234L87 233V231ZM224 230V229H223ZM222 230V231H223ZM243 230V229H242ZM89 231V230H88ZM228 231V230H227ZM240 231V230H239ZM244 232V231H243ZM39 233V232H37ZM36 233V234H37ZM239 233V232H237ZM5 234V233H4ZM4 234H1L0 236H4ZM28 234V235H27ZM228 234V233H227ZM243 234V233H242ZM254 234V233H253ZM46 235V234H45ZM84 235V233H83ZM233 235V234H232ZM236 235V233H235ZM241 235V234H239ZM238 235V236H239ZM77 236V235H76ZM234 236V235H233ZM252 236V235H251ZM250 236V237H251ZM260 236V235H259ZM67 237V236H65ZM235 237V236H234ZM246 238L248 236H245ZM256 237V236H255ZM261 237V236H260ZM264 237V236H263ZM262 237V238H263ZM236 238H237V235H236ZM240 238V237H239ZM254 238V236H253ZM252 238V239H253ZM131 239V238H130ZM242 239V238H241ZM249 240L251 238H248ZM257 239V238H256ZM261 239V238H260ZM259 239V240H260ZM264 239V238H263ZM62 240V239H61ZM254 240V239H253ZM54 241L57 242L58 240L56 238H54ZM256 241V240H255ZM54 242V244H55ZM241 242V241H240ZM243 242V241H242ZM181 243H184V244H181ZM45 246H44V245ZM236 245V244H235ZM262 245V246H263ZM192 246V247H191ZM119 247V246H118ZM121 247V246H120ZM123 247V246H122ZM188 247L191 249H189L190 253L192 254L191 256H187L188 254L186 253L188 251ZM259 247V248H258ZM264 247V246H263ZM262 247V248H263ZM185 248H187V251L184 250ZM260 251V250H259ZM262 251V249H261ZM142 252V251H141ZM264 252V251H263ZM119 253V252H117ZM189 253V252H188ZM189 253V255H190ZM258 253V252H257ZM48 254V253H47ZM151 254V255H152ZM259 254V253H258ZM263 254V253H262ZM132 255V254H131ZM128 256V255H127ZM133 256V255H132ZM253 256H257V255H253ZM130 257V256H128ZM169 257V256H168ZM259 257V256H258ZM257 257V258H258ZM170 258V257H169ZM215 258L216 260H218L216 263H215ZM68 259V258H67ZM69 259V260H70ZM171 259V258H170ZM214 259V260H213ZM256 259V258H255ZM56 260L58 262H56ZM162 263L165 262L166 260H168L167 258L163 257L162 258ZM250 260V259H249ZM248 260V261H249ZM254 260V259H253ZM252 260V261H253ZM257 260V264H264V255L259 257V259H256ZM171 261V260H170ZM174 261V260H173ZM63 262V261H62ZM218 262V264L220 263ZM254 262V261H253ZM253 262H250L249 264H254ZM139 263V262H138ZM167 264V262H165ZM71 264V263H70ZM170 264V263H169Z\"/></svg>","mask_w":264,"mask_h":264},{"label":"clouds","instance_id":"obj_3","mask_svg":"<svg viewBox=\"0 0 264 264\" xmlns=\"http://www.w3.org/2000/svg\"><path fill=\"white\" fill-rule=\"evenodd\" d=\"M43 0H11L9 11L18 15L39 12ZM0 7V11H4ZM29 36L26 30H20L10 45L0 51V111L12 110L27 112L31 107V94L20 79L23 54Z\"/></svg>","mask_w":264,"mask_h":264}]
</instances>
